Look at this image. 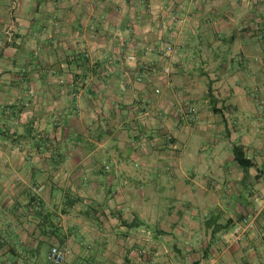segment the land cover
I'll use <instances>...</instances> for the list:
<instances>
[{"label": "crops", "instance_id": "0c3cea01", "mask_svg": "<svg viewBox=\"0 0 264 264\" xmlns=\"http://www.w3.org/2000/svg\"><path fill=\"white\" fill-rule=\"evenodd\" d=\"M257 96L264 0H0V264H264Z\"/></svg>", "mask_w": 264, "mask_h": 264}, {"label": "built area", "instance_id": "2783aa9c", "mask_svg": "<svg viewBox=\"0 0 264 264\" xmlns=\"http://www.w3.org/2000/svg\"><path fill=\"white\" fill-rule=\"evenodd\" d=\"M175 54V49L172 46H168L163 50L161 56L163 60H168ZM127 61L130 64H135L137 62V57L135 54L127 57ZM164 73L169 75L171 73L170 68L166 67ZM179 114L184 117L189 124H192L197 119V110L189 102H185L181 107L178 108ZM39 194V193H38ZM36 203L40 204V197L36 198ZM254 228V221L249 217L245 216L240 221H238L230 230L222 234V240L227 245H236L239 244L245 239L250 231ZM140 233L145 234L147 237H151L152 234L150 231L142 230ZM139 255L146 257L147 251L140 250ZM68 257V251L60 247H52L48 254L49 264H65Z\"/></svg>", "mask_w": 264, "mask_h": 264}, {"label": "trees", "instance_id": "16d2710c", "mask_svg": "<svg viewBox=\"0 0 264 264\" xmlns=\"http://www.w3.org/2000/svg\"><path fill=\"white\" fill-rule=\"evenodd\" d=\"M208 96H209L211 110L213 114L219 115L221 117L226 133L227 135H230L228 124L226 120L224 119L223 111L217 108L218 99H216V97L213 95V90H212L211 85L208 87ZM232 153H233L234 160L244 170V172H249V170L254 167L252 160L247 156L244 146L241 145L239 142H235L233 144Z\"/></svg>", "mask_w": 264, "mask_h": 264}, {"label": "rangeland", "instance_id": "374dc122", "mask_svg": "<svg viewBox=\"0 0 264 264\" xmlns=\"http://www.w3.org/2000/svg\"><path fill=\"white\" fill-rule=\"evenodd\" d=\"M233 73V72H232ZM205 75H207V72H205L204 73ZM229 74H231V73H229ZM234 76V74H231V77H233ZM253 78V77H252ZM251 78V81H254L253 79ZM207 79H209V81H211L210 80V77L207 75ZM240 81H242V80H240ZM212 83V82H211ZM211 87H212V90H213V95L215 96V94L214 93H217V92H219V90H221V89H219V88H217V87H213V85H211ZM210 104V103H209ZM194 107H195V109L197 110V107L195 106V105H193ZM211 105H204L203 107H201L202 108V110H203V112H204V115H205V117H208V114H209V111H212L211 110V108H209ZM230 107H231V104L229 103V102H227V100H226V96L224 97V96H222V95H220V99H218V105H217V108L218 109H221V111H223V112H228L229 110H230ZM250 108L251 109H253V110H256V111H262V112H264V97H261V96H257L256 98H254V101H251V106H250ZM197 113H198V110H197ZM200 113V112H199ZM222 123V122H221ZM231 130L232 131H235L236 129H237V125L236 124H234L232 121H231ZM255 130V129H254ZM259 131H261L260 133H262L263 132V134L262 135H264V125H261L260 126V130ZM252 138V136L249 138V140ZM144 234L143 233H140L139 232V234L137 235V236H135V238L137 239L138 237H141V236H143ZM139 256H141V255H139ZM143 256H141V258H142ZM146 257H148V255L146 256Z\"/></svg>", "mask_w": 264, "mask_h": 264}]
</instances>
